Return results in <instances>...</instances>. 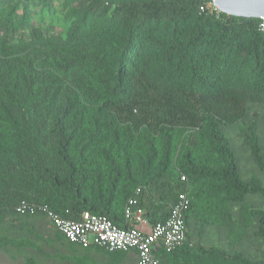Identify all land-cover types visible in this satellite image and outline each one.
Returning <instances> with one entry per match:
<instances>
[{
	"label": "trees",
	"instance_id": "1",
	"mask_svg": "<svg viewBox=\"0 0 264 264\" xmlns=\"http://www.w3.org/2000/svg\"><path fill=\"white\" fill-rule=\"evenodd\" d=\"M93 1L104 6L82 11L62 37L32 26L26 2L0 0V221L28 201L123 226L139 189L155 225L187 187L186 223L230 227L236 241L247 224L229 205L264 198V186L241 179L221 126H241L249 103L264 106L262 21L200 12V0ZM239 132L264 173L256 120ZM239 214L262 233L264 208ZM188 257L264 264L216 248Z\"/></svg>",
	"mask_w": 264,
	"mask_h": 264
},
{
	"label": "rangeland",
	"instance_id": "2",
	"mask_svg": "<svg viewBox=\"0 0 264 264\" xmlns=\"http://www.w3.org/2000/svg\"><path fill=\"white\" fill-rule=\"evenodd\" d=\"M7 2L10 5L26 2L29 5L32 26H42L47 35L57 34L62 37L72 28L74 22L78 21L82 11L90 10L96 13L104 6V3L95 4L93 0ZM246 113L241 126H221L237 157L238 166L243 169L247 166L244 151L249 150L241 138L239 128L247 125L250 119H255L257 134L264 144V106L249 103ZM262 151L264 157V150ZM122 254L126 255L127 252L109 255L98 248L83 249L71 244L42 216L17 217L10 211L0 221V264H115L118 256Z\"/></svg>",
	"mask_w": 264,
	"mask_h": 264
},
{
	"label": "built area",
	"instance_id": "3",
	"mask_svg": "<svg viewBox=\"0 0 264 264\" xmlns=\"http://www.w3.org/2000/svg\"><path fill=\"white\" fill-rule=\"evenodd\" d=\"M199 11L218 16L220 11L213 0H200ZM259 27L264 30V19ZM180 180L186 183V177ZM189 206L187 187L178 195L170 206L167 218L155 225H150L144 210L139 204V189L123 207V226H117L104 215L83 211L77 219L61 215L47 204L28 201L18 202L12 209L17 217L42 216L54 227L56 232L67 242L83 249L95 247L105 253L135 252V264H162L155 250L172 254L187 244L188 227L185 213ZM67 213V212H65Z\"/></svg>",
	"mask_w": 264,
	"mask_h": 264
},
{
	"label": "crops",
	"instance_id": "4",
	"mask_svg": "<svg viewBox=\"0 0 264 264\" xmlns=\"http://www.w3.org/2000/svg\"><path fill=\"white\" fill-rule=\"evenodd\" d=\"M260 143L262 150H264V144L262 143V141H260ZM249 152L247 150L244 151L243 156L247 162V166L244 167V169L238 166L236 160L240 177L244 182H248L250 180V177L254 176L260 181L261 185L264 186V173L260 169H258L255 164H253L252 155ZM235 158H237L236 155ZM242 206L262 209L264 208V198L260 195H247L242 202L235 204L232 203L229 205L232 218L237 221L240 220V228L243 227V225L247 224V228L244 231L242 230V234L236 241H232V239L231 241H229L230 227L219 225H206L203 227L201 232L198 233L195 220L189 218L187 221V244L183 246V249L186 250H181V248L173 254L163 253L160 249L155 250V253L160 258L161 263L198 264V257L191 258L188 257V255L190 253L199 254V248L204 249L206 251L210 248H216L218 250L224 251L229 255L238 253L241 255L242 258L247 259L251 262H264V226L262 227L263 231L260 234L259 229L261 227V224L258 218H249L246 215V217L242 218L241 216V219H239V209ZM230 242L232 246H230ZM126 255L128 256L127 259L125 258ZM126 255L122 254V256H118L115 264H135V252L129 251ZM130 257H132V261H129Z\"/></svg>",
	"mask_w": 264,
	"mask_h": 264
},
{
	"label": "water",
	"instance_id": "5",
	"mask_svg": "<svg viewBox=\"0 0 264 264\" xmlns=\"http://www.w3.org/2000/svg\"><path fill=\"white\" fill-rule=\"evenodd\" d=\"M217 9L228 16L264 19V0H213Z\"/></svg>",
	"mask_w": 264,
	"mask_h": 264
}]
</instances>
